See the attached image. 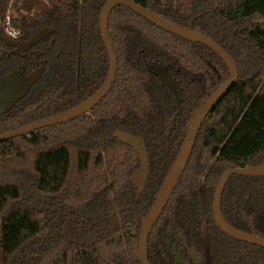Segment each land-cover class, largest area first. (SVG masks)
Instances as JSON below:
<instances>
[{
    "label": "trees",
    "instance_id": "1",
    "mask_svg": "<svg viewBox=\"0 0 264 264\" xmlns=\"http://www.w3.org/2000/svg\"><path fill=\"white\" fill-rule=\"evenodd\" d=\"M0 0V35L10 10L20 40L43 29L33 48L40 82L7 115L0 134L79 106L105 83L110 58L100 18L110 0ZM217 42L236 62L239 80L206 118L190 161L148 243L150 264H264V248L225 234L213 217L215 189L230 169L264 165V0H131ZM26 3V5H25ZM109 36L118 60L110 93L88 114L0 143V241L4 264H140L138 240L190 125L230 77L210 48L116 7ZM33 57L0 41V77L33 69ZM168 63L186 88L174 130L172 94L145 69ZM117 131L144 137L151 165L142 195L130 182L137 153ZM235 229L264 239V178L234 176L221 203Z\"/></svg>",
    "mask_w": 264,
    "mask_h": 264
},
{
    "label": "water",
    "instance_id": "2",
    "mask_svg": "<svg viewBox=\"0 0 264 264\" xmlns=\"http://www.w3.org/2000/svg\"><path fill=\"white\" fill-rule=\"evenodd\" d=\"M121 5L128 7L139 16L168 33H171L188 42L201 44L210 48L227 65L230 72L229 79L207 99L195 115L184 140L183 146L159 191L154 205L148 216L143 219L141 233L138 240V259L140 264H150L148 257V243L150 235L162 216L190 161L200 130L208 115L239 80V70L236 62L217 42L198 31L171 22L150 10L141 7L131 0H110L105 5L100 18V31L110 58L109 76L102 88L91 98L71 110L25 127L0 134V143L35 133L36 131L44 128L73 121L89 113L108 95L116 81L118 72V60L109 36V20L112 11ZM51 32L52 31L50 29H43L34 35V37H32L29 41L12 40L4 35H0V41L9 47L16 48L22 52H27L32 50L36 44L46 39ZM147 71L157 77L159 81L172 92L175 97L178 112L180 113L182 109L181 104L183 102L182 89L169 67L163 64L155 63L148 65ZM43 74V67H38L29 73H27L24 68H20L0 77V117L9 114L18 105V103L23 101L32 89L40 82ZM114 138L132 147L139 157L140 167L131 174L130 181L137 188L138 194L142 195L150 177V161L146 141L141 136H135L131 133L123 131H117L114 134ZM234 176L264 178V165L249 168L230 169L221 176L213 199L212 210L214 220L219 228L228 236L238 241L264 248L263 238L235 229L225 220L222 214L221 202L223 193L227 184ZM129 264H132V262L129 261Z\"/></svg>",
    "mask_w": 264,
    "mask_h": 264
},
{
    "label": "flooded vegetation",
    "instance_id": "3",
    "mask_svg": "<svg viewBox=\"0 0 264 264\" xmlns=\"http://www.w3.org/2000/svg\"><path fill=\"white\" fill-rule=\"evenodd\" d=\"M9 12H11V14H12V23H13V13H12V10H10ZM8 12V13H9ZM14 26V25H13ZM16 28V27H15ZM19 31V30H18ZM19 33H20V31H19ZM21 34V33H20ZM20 34H19V36H18V38L17 39H12V38H9V37H7V35L5 34L4 36H6L7 38H9V39H12V40H17V41H22V40H20L19 38H20ZM112 42V41H111ZM22 52V51H21ZM22 53H24V54H27V55H29V56H31V57H33V61H32V63H33V69L30 71V72H32V71H34L36 68H38V67H43L42 66V64L37 60V55L35 54V52H34V50L32 49V50H30V51H27V52H22ZM163 64V65H166V66H168L169 67V69H170V71L172 72V74L176 77V79H177V81L179 82V84H180V87H181V89H182V96H183V102H182V104H181V107H182V109H181V112L179 113L178 112V109H177V106H176V102H175V107H176V114H175V116L174 117H172L170 120H169V122H168V127H167V130H168V132L169 133H171L173 130H174V128H175V125H176V120H177V118L179 117V116H181L182 115V113H183V111H184V107H185V102H186V88H185V83H184V80H182L180 77H179V73L173 68V66L172 65H170V64H168V63H165V62H161V61H147L146 62V64H145V69H146V71H147V66L148 65H150V64ZM44 68V67H43ZM110 72V71H109ZM148 72V71H147ZM27 73H29V72H27ZM149 73V72H148ZM150 74V73H149ZM152 75V74H151ZM109 76V75H108ZM154 76V75H153ZM155 77V76H154ZM155 78H157V77H155ZM108 79V78H107ZM107 79H106V81H107ZM158 79V78H157ZM159 80V79H158ZM105 81V82H106ZM105 84V83H104ZM103 84V85H104ZM114 85V84H113ZM164 85V84H163ZM165 86V85H164ZM113 87V86H112ZM166 87V86H165ZM102 88V87H101ZM100 88V89H101ZM167 88V87H166ZM99 89V90H100ZM112 89V88H111ZM168 89V88H167ZM98 90V91H99ZM97 91V92H98ZM111 91V90H110ZM168 91L172 94V92L168 89ZM96 92V93H97ZM95 93V94H96ZM110 93V92H109ZM108 93V94H109ZM172 96L174 97V95L172 94ZM92 97V96H91ZM90 97V98H91ZM89 99V98H88ZM88 99H86V100H88ZM86 100H84V101H86ZM83 101V102H84ZM174 101H175V97H174ZM82 102V103H83ZM95 108V107H94ZM93 108V109H94ZM92 109V110H93ZM91 110V111H92ZM90 111V112H91ZM89 112V113H90ZM88 114V113H87ZM135 136H140V135H135ZM114 137V136H113ZM142 137V136H141ZM144 138V137H143ZM146 141V140H145ZM146 145H147V143H146ZM148 148V147H147ZM134 150V149H133ZM135 151V150H134ZM148 154H149V152H148ZM149 161H150V159H149ZM150 173H151V165H150ZM150 178V177H149ZM131 182V181H130ZM133 185V184H132ZM137 189V188H136ZM226 189V188H225ZM216 190V189H215ZM138 191V190H137ZM215 194V193H214ZM224 194V193H223ZM139 195V194H138ZM223 198V197H222ZM222 203V202H221ZM212 209H213V205H212ZM213 211V210H212ZM221 211H222V209H221ZM214 217V216H213ZM232 238V237H231ZM234 239V238H233Z\"/></svg>",
    "mask_w": 264,
    "mask_h": 264
},
{
    "label": "rangeland",
    "instance_id": "4",
    "mask_svg": "<svg viewBox=\"0 0 264 264\" xmlns=\"http://www.w3.org/2000/svg\"><path fill=\"white\" fill-rule=\"evenodd\" d=\"M193 0H174V6L181 10H189ZM35 10L42 11L47 9L46 0H33L29 3ZM26 5V3H25ZM2 237V224L0 222V241ZM0 264H4V253L0 245Z\"/></svg>",
    "mask_w": 264,
    "mask_h": 264
},
{
    "label": "built area",
    "instance_id": "5",
    "mask_svg": "<svg viewBox=\"0 0 264 264\" xmlns=\"http://www.w3.org/2000/svg\"><path fill=\"white\" fill-rule=\"evenodd\" d=\"M5 34L12 39H17L20 34L18 29L13 26L11 12L5 18Z\"/></svg>",
    "mask_w": 264,
    "mask_h": 264
}]
</instances>
